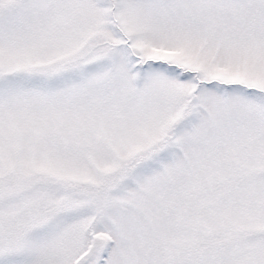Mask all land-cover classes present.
Returning <instances> with one entry per match:
<instances>
[{"label": "snow or ice", "instance_id": "snow-or-ice-1", "mask_svg": "<svg viewBox=\"0 0 264 264\" xmlns=\"http://www.w3.org/2000/svg\"><path fill=\"white\" fill-rule=\"evenodd\" d=\"M0 264H264V0H0Z\"/></svg>", "mask_w": 264, "mask_h": 264}]
</instances>
